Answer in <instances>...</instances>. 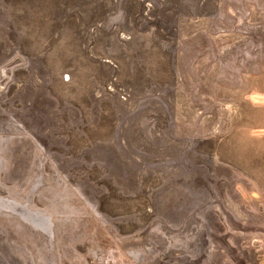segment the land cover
<instances>
[{
  "label": "rangeland",
  "instance_id": "rangeland-1",
  "mask_svg": "<svg viewBox=\"0 0 264 264\" xmlns=\"http://www.w3.org/2000/svg\"><path fill=\"white\" fill-rule=\"evenodd\" d=\"M0 264H264V0H0Z\"/></svg>",
  "mask_w": 264,
  "mask_h": 264
}]
</instances>
